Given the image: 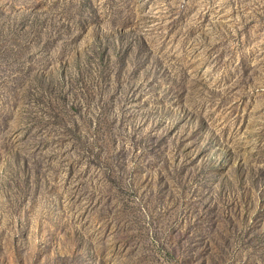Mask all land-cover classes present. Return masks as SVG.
Listing matches in <instances>:
<instances>
[{
    "label": "rangeland",
    "instance_id": "1",
    "mask_svg": "<svg viewBox=\"0 0 264 264\" xmlns=\"http://www.w3.org/2000/svg\"><path fill=\"white\" fill-rule=\"evenodd\" d=\"M0 264H264V0H0Z\"/></svg>",
    "mask_w": 264,
    "mask_h": 264
}]
</instances>
